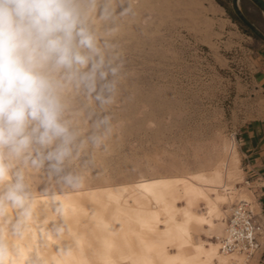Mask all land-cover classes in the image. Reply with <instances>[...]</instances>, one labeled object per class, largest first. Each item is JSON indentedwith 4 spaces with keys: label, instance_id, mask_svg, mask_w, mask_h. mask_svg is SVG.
Masks as SVG:
<instances>
[{
    "label": "rangeland",
    "instance_id": "obj_1",
    "mask_svg": "<svg viewBox=\"0 0 264 264\" xmlns=\"http://www.w3.org/2000/svg\"><path fill=\"white\" fill-rule=\"evenodd\" d=\"M240 6L264 32V14L250 0H240ZM95 7L91 25L102 43L107 39L121 54L118 100L105 110L94 99L96 93L89 97L69 86L66 118L83 147L65 160L60 173H50L47 164L34 169L20 160L8 161L10 173H24L26 190L34 198L32 219L36 220L35 228L15 237L12 226L18 211L6 205L11 217L0 222V227H9L0 229V241L8 244L9 253L18 259L16 264L24 259L29 261L25 264H57L56 259L73 253L68 246L75 242L84 253L82 264L91 260L101 264L102 242L114 237L103 222L108 220L119 229L123 222L117 219H123L122 211L149 214L160 197L167 202V210L160 211L155 230L137 222L135 229L152 237L172 223L183 224L192 242L199 234L197 223L209 226L195 216H207L208 211L197 185H205L218 206L226 187H236L234 201L220 203V210L223 206L228 210L239 200L237 189L245 175L238 132L248 121L264 117V91L256 81V57L264 42L238 20L232 0H96ZM105 117H111L115 131L95 147L89 137L94 132L103 134ZM69 173L84 179L80 188L74 190L64 183L62 177ZM141 180L157 184L154 194L132 187ZM181 180L187 182L186 188ZM118 201L121 205L116 208ZM61 203L64 215L56 211ZM201 206L206 213L190 210ZM186 212L192 219L184 223ZM28 232L33 233L32 241ZM119 241L120 246H111L110 253L115 264H126L120 254L128 246L123 238ZM208 242V247L192 242L191 249L197 251L203 245L224 255L213 239ZM16 246L22 256H17ZM175 252L174 247L167 250ZM254 260L249 258L246 264ZM11 261L9 255L6 264H14Z\"/></svg>",
    "mask_w": 264,
    "mask_h": 264
},
{
    "label": "clouds",
    "instance_id": "obj_2",
    "mask_svg": "<svg viewBox=\"0 0 264 264\" xmlns=\"http://www.w3.org/2000/svg\"><path fill=\"white\" fill-rule=\"evenodd\" d=\"M96 0H0V213L18 210L12 235L23 237L32 219L34 198L26 190L24 173H10L9 160L23 161L50 173H60L67 158L83 147L78 132L66 118L65 92L83 90L102 109L115 105L123 64L120 52L90 23ZM100 91L97 93V87ZM103 134L89 139L100 147L115 127L102 121ZM99 127V126H98ZM14 177V182H13ZM72 189L84 179L62 177ZM64 215L61 203L56 209ZM17 256L23 253L16 246ZM9 247L0 241V264Z\"/></svg>",
    "mask_w": 264,
    "mask_h": 264
},
{
    "label": "bare ground",
    "instance_id": "obj_3",
    "mask_svg": "<svg viewBox=\"0 0 264 264\" xmlns=\"http://www.w3.org/2000/svg\"><path fill=\"white\" fill-rule=\"evenodd\" d=\"M14 182V180H13ZM183 187H187V182L185 180H181ZM157 184L151 183L149 180H141L137 184L132 185L133 188H137L145 193L148 194H154L153 188ZM3 188H2V187ZM198 194H200L208 203V211L207 216L203 214H197L195 215L197 219H199L201 222L208 224L209 226H212L214 224L213 219L215 217H221L222 212L217 205V201L210 198L208 194V190L205 187V185H197L195 187ZM5 190L4 185H0V193H2ZM119 195H122V192H119ZM158 205L154 207V209L151 211V213H146L141 210H133L132 212L122 211V217L123 219H117V222H123L122 226L119 229H115L113 224L111 222L104 221V227L106 228V231L108 233H113L114 237L113 239H104V242H102L103 247L105 248L104 255L98 259L101 264H115V258L110 253V247L116 246L119 247L121 241H119L121 238H123V244L128 246V250L125 252H122L120 254V260H123L126 264H227L228 258L227 256L232 255H240L245 257L246 260H249V257L246 256V254H242L239 252L234 253H224L220 251V244L215 241V238H218L224 233V229L226 227V221H225V227L221 234L216 235L213 237V241L215 245L219 247L220 253L227 255H221L218 256L214 251L205 248L203 245L197 246V251L192 250V242L189 239L188 235V228H186L183 224H176L172 223L168 229L158 235L154 234L152 237H148L145 235L144 232L138 231L135 229L134 222L140 223L142 227L145 229H149L152 231L155 230L154 223L155 221L159 220V213L160 211L167 210V202L162 198H158ZM120 203L118 201L116 208L120 207ZM232 205V204H231ZM229 206V208L231 207ZM6 207V206H5ZM228 208V212H229ZM18 211V210H15ZM11 210H7L3 213H0V222L4 220H9L11 215ZM227 212V216H228ZM32 218H34V215H32ZM192 219V216L189 212H186L183 214V221L184 223L190 221ZM227 219V217H226ZM126 221V222H125ZM35 219H31L29 222V225H27V230L31 228H35ZM35 227H34V226ZM4 228H9L7 226L0 227L1 230ZM28 237L31 238V241L33 239V233L28 232ZM45 234V232H44ZM1 236H3L1 234ZM151 236V235H150ZM34 242V240H33ZM63 246V243H62ZM69 248L72 247V250L70 253L75 255H70L69 257L66 256L65 258H61L60 260L56 259L57 264H82L85 257L83 256L84 253L81 249V244L79 242H75L73 246L71 244L68 246ZM174 247L176 249L175 253H167L168 248ZM27 252V251H26ZM69 254V253H68ZM10 257L13 259L14 264L18 261L16 257L13 256V254L9 253ZM13 256V257H12ZM83 256V257H82ZM46 259V256H45ZM216 259H218V263L216 262ZM34 260V259H33ZM29 263V261H26V259L23 260L20 264ZM89 264H94V260L87 261ZM9 264V263H8ZM42 264V263H41ZM47 264V263H44Z\"/></svg>",
    "mask_w": 264,
    "mask_h": 264
},
{
    "label": "crops",
    "instance_id": "obj_4",
    "mask_svg": "<svg viewBox=\"0 0 264 264\" xmlns=\"http://www.w3.org/2000/svg\"><path fill=\"white\" fill-rule=\"evenodd\" d=\"M256 65L258 66L256 81L259 87L264 91V46L258 51ZM238 146L240 158L243 163L244 178L248 173H251L254 179L250 188L241 187L237 189L241 191L238 194V199H247L254 202L256 212L264 227V117L250 120L241 127L238 132ZM226 188L225 190L223 189L225 191V196L222 195L223 199L221 200L222 202H219V206L220 203L224 202L230 204L237 195L235 191L236 187L228 185ZM183 205L184 203H182L181 206ZM190 210L197 213H206V208L203 206H201L199 210L197 208H192ZM221 210L223 211L222 215L224 214L223 218L221 216L215 219L212 228L207 225L196 224V230H198L199 234L192 237V242L194 244L203 243L208 247V241H211L214 236L222 233L225 227L228 210L225 206H223ZM217 220H220V222L217 223ZM222 225L224 226L221 230ZM215 232L217 234L213 235ZM261 241V249L251 257V259H255L253 261L254 264H264V233ZM227 258L229 264H240L242 263L241 258L244 259V264L247 262L245 257L240 255L227 256Z\"/></svg>",
    "mask_w": 264,
    "mask_h": 264
},
{
    "label": "built area",
    "instance_id": "obj_5",
    "mask_svg": "<svg viewBox=\"0 0 264 264\" xmlns=\"http://www.w3.org/2000/svg\"><path fill=\"white\" fill-rule=\"evenodd\" d=\"M253 176L248 173L240 183V188H250ZM264 227L251 200L240 199L229 208L224 233L215 238L224 253L239 252L249 258L261 249Z\"/></svg>",
    "mask_w": 264,
    "mask_h": 264
},
{
    "label": "water",
    "instance_id": "obj_6",
    "mask_svg": "<svg viewBox=\"0 0 264 264\" xmlns=\"http://www.w3.org/2000/svg\"><path fill=\"white\" fill-rule=\"evenodd\" d=\"M264 14V0H250ZM232 9L238 20L259 40L264 42V32L261 31L243 12L240 0H232Z\"/></svg>",
    "mask_w": 264,
    "mask_h": 264
}]
</instances>
